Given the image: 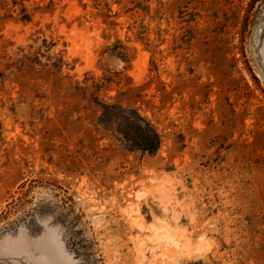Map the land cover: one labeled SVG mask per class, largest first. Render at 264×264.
<instances>
[{
    "label": "rangeland",
    "instance_id": "rangeland-1",
    "mask_svg": "<svg viewBox=\"0 0 264 264\" xmlns=\"http://www.w3.org/2000/svg\"><path fill=\"white\" fill-rule=\"evenodd\" d=\"M0 264H264V0H0Z\"/></svg>",
    "mask_w": 264,
    "mask_h": 264
},
{
    "label": "trees",
    "instance_id": "trees-1",
    "mask_svg": "<svg viewBox=\"0 0 264 264\" xmlns=\"http://www.w3.org/2000/svg\"><path fill=\"white\" fill-rule=\"evenodd\" d=\"M125 119V124L127 125ZM128 129H123L121 133L126 141L132 142L143 150H151L158 145V135L152 127L137 114L129 118Z\"/></svg>",
    "mask_w": 264,
    "mask_h": 264
},
{
    "label": "bare ground",
    "instance_id": "bare-ground-1",
    "mask_svg": "<svg viewBox=\"0 0 264 264\" xmlns=\"http://www.w3.org/2000/svg\"><path fill=\"white\" fill-rule=\"evenodd\" d=\"M163 231H164V230H163ZM164 232H165V234L162 235V236H160L161 239H163V240H165V241H168V242H170V243H172V244H176V243L178 244V243H179V241H178L177 239H175L173 236L167 234L166 231H164ZM161 233H163V232H161Z\"/></svg>",
    "mask_w": 264,
    "mask_h": 264
}]
</instances>
